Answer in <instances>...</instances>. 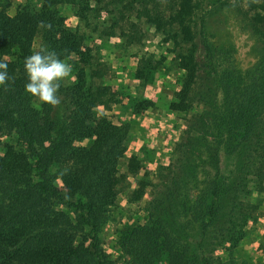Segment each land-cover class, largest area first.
<instances>
[{
  "label": "trees",
  "instance_id": "trees-1",
  "mask_svg": "<svg viewBox=\"0 0 264 264\" xmlns=\"http://www.w3.org/2000/svg\"><path fill=\"white\" fill-rule=\"evenodd\" d=\"M38 1V10L26 3L13 15L0 3V59L14 77L7 92L0 88V264H245L232 253L257 217L253 194L264 192V0L251 1L245 18L263 45L246 70L228 46L209 40L214 0ZM60 6L100 39L139 45L144 22L172 43L183 75L169 110L183 128L152 180L125 155L128 125L93 117L117 100ZM40 21L51 28L38 29ZM41 44L61 59L72 54L75 79L62 82L57 108L25 92L24 60ZM154 68L150 55L141 57L133 75L146 81ZM123 192L130 204L150 198L145 221L117 231L121 257L113 258L99 232ZM223 247L224 262L216 255Z\"/></svg>",
  "mask_w": 264,
  "mask_h": 264
},
{
  "label": "rangeland",
  "instance_id": "rangeland-1",
  "mask_svg": "<svg viewBox=\"0 0 264 264\" xmlns=\"http://www.w3.org/2000/svg\"><path fill=\"white\" fill-rule=\"evenodd\" d=\"M251 1L259 3L262 0H214V9L206 20V31L209 40L217 45L228 46L233 52L237 65L242 70L248 69L255 63L257 50L263 46L250 35L249 29L246 27L245 18L250 14L249 3ZM0 3L7 8V12L10 15L16 13L26 3L32 4L36 10L40 8L38 0H0ZM60 11L65 19V24L77 30L83 47L91 51L94 56L93 67L103 71V82L105 84L114 88L115 86H112V83L115 80L120 81L127 75V67L125 66L128 65L129 67L130 65V69L133 67L136 69L140 58L150 55L155 68L147 72L148 79L157 78L158 75L166 79V76H168L170 79L167 81L170 83L175 82L179 86L178 81L182 78L183 73L176 66L175 54L172 52L173 45L170 42L165 43L162 36L157 34L152 26L141 22L139 30L144 34L142 43L127 47L122 44L121 39L118 37L100 39L98 33L92 30L93 26L80 23L74 12L67 6H60ZM66 81H71V79H66ZM119 89L120 93H113L115 99L128 93V91ZM35 102L38 103L37 101ZM111 109L107 111L99 107L94 110L93 117L96 118L104 114L113 123L117 124ZM175 117L179 125H183L182 115L175 113ZM82 144L87 145L88 143L82 142ZM142 167L143 172L150 173L146 178L152 180L151 173L159 166L150 170L147 165L142 163ZM222 167L230 169L232 167L231 161L222 160ZM141 175L142 172L139 177ZM149 198L150 194L146 192L141 201L130 204L127 202L124 192L118 195L115 204L110 208L107 220L101 225L99 232L103 248L108 255L113 258H119L120 252L116 246L117 231L126 224H141L145 221L142 209ZM251 200L258 205V214L244 228L242 240L233 251L232 257L236 261L245 264H264V192L253 194ZM216 255L222 262L228 259L225 247L221 248ZM123 263L124 259L121 257L120 264ZM156 264H166V262L162 259Z\"/></svg>",
  "mask_w": 264,
  "mask_h": 264
},
{
  "label": "crops",
  "instance_id": "crops-1",
  "mask_svg": "<svg viewBox=\"0 0 264 264\" xmlns=\"http://www.w3.org/2000/svg\"><path fill=\"white\" fill-rule=\"evenodd\" d=\"M125 67L127 75L120 81L115 80L112 86H115L113 93H120L119 88L128 93L116 99L111 112L117 124L129 127L125 140L126 157H137L153 170L170 162L172 147L183 128L176 121L175 113L169 110V103L179 86L167 81L168 76L165 79L158 75L139 81L133 75L135 68ZM141 103L149 106H141Z\"/></svg>",
  "mask_w": 264,
  "mask_h": 264
},
{
  "label": "clouds",
  "instance_id": "clouds-1",
  "mask_svg": "<svg viewBox=\"0 0 264 264\" xmlns=\"http://www.w3.org/2000/svg\"><path fill=\"white\" fill-rule=\"evenodd\" d=\"M38 29H50L51 23L40 21ZM71 53L66 59H61L55 51H49L47 46L41 44L36 46L31 55L25 57L24 71L28 82L25 85L26 94L30 95L38 103L57 108L62 103L59 91L62 82L66 79H75L72 76L73 65L68 62ZM10 82H14L8 72L7 57L0 59V88L7 92Z\"/></svg>",
  "mask_w": 264,
  "mask_h": 264
}]
</instances>
